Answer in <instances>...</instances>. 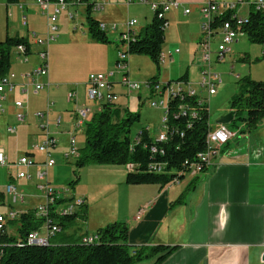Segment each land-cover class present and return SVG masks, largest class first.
<instances>
[{"label": "crops", "instance_id": "obj_1", "mask_svg": "<svg viewBox=\"0 0 264 264\" xmlns=\"http://www.w3.org/2000/svg\"><path fill=\"white\" fill-rule=\"evenodd\" d=\"M102 1L104 2L102 12L89 9V4L84 2L69 5L68 9L58 16V36L59 27L70 29L71 26L75 30L76 26L80 25L85 32L84 40L89 39L87 41L102 43L109 47L108 60L111 65L116 62L117 38L119 33L126 29L127 20L132 18L137 20L134 31L139 33L140 29L146 25H143V21L148 20L149 13L130 15L128 8L134 3L142 5L139 0ZM205 1L179 0L180 5L167 13L168 26H171L173 33L180 38L176 41L182 43L190 41L195 44L191 54L186 55L192 60L198 50L197 43L200 36L199 7ZM19 2L24 3L23 9L18 7ZM2 5L6 8L7 14L10 10H14L17 14L20 12L26 15L27 25L23 26L19 22L21 26L19 28L8 22L0 41L7 36H22L27 38L30 50L24 60L15 55L11 57L9 71L14 73L13 88L5 87L3 97L0 95V106L3 107V109L0 108V150L3 151L7 161L5 166L0 167L6 170V184L12 183L17 186L18 190L24 193L25 202L18 204L19 208L15 209L16 204L5 203L3 191H0V204L8 205L5 206L7 209L0 213L7 212L10 208L18 212L32 210L44 200L42 193L35 188L36 179H32L33 174L41 168L44 157L42 152H35L37 150L29 147L30 141L34 139L42 141L48 133L56 140L54 147L51 148L52 151L54 150V153L58 155L62 154L65 158L70 149L71 136L75 138L78 149L80 145L77 143L76 132L79 131L85 137L84 124H77L76 109L92 104L87 98L88 77L74 83L64 82L50 62L49 48L48 75L40 78L46 86L38 92L33 90L25 74L31 71L38 62L37 51L40 46L35 44L30 36L32 32L36 35L40 32L46 34V17L39 14L34 0H0V6ZM124 8L127 12L125 11L124 15L120 16ZM186 8L189 9L188 13L185 12ZM93 12L96 14L94 15ZM128 15L130 17L127 18ZM88 17L105 24L108 42L98 41L90 35ZM152 17L153 15L151 20ZM108 30L112 31L110 36L107 33ZM175 49L174 51L168 50V54H164V62L165 60L168 63L173 61L172 57L176 54ZM177 52L179 53V49ZM107 68L101 67L97 69L99 71L90 73L101 72L100 70ZM187 71L188 69L185 72ZM127 72L131 76L129 55ZM119 78H111V90L117 94H123V91L117 89ZM67 86L71 89L66 94ZM70 91L75 92L74 98L68 97ZM126 95L129 96L127 93ZM136 96L140 97V91L136 92ZM16 100H21L23 103L21 111L26 119L22 123L16 121L15 114L19 111L14 104ZM91 109L95 112L100 107ZM38 112L47 113L41 116L37 115ZM208 115L214 126L218 123L228 124L232 113L230 109L223 117L213 120L210 114ZM62 123L64 128L60 129ZM9 125L15 126V131L11 134L6 131ZM239 125L237 126L238 133L235 132L234 136V146L229 145V142L223 145V149L213 158L210 166L199 174L187 173L188 175L185 174L178 182L163 185L156 182L131 184L126 182L127 171L124 169L122 178L125 186L120 195L124 210L121 213H115L112 220L126 223L130 244L174 247L172 252L158 264H264V120L255 130L247 133H241L239 130L242 123ZM24 145L27 146L26 149H21ZM19 153L23 154L18 156ZM23 155H28L32 164L23 167L16 166L15 160ZM55 165L56 161L48 169V181L59 188L57 181L52 180L49 173ZM18 170L27 171L32 178H19ZM71 190L78 194L74 187ZM79 195L85 198L86 217L79 218L78 223H73L70 229H65L64 235L66 236L75 235L81 223L91 217L92 210L97 204L95 194ZM139 209L142 212L139 219H136L135 216ZM73 218L74 222L78 218V213ZM108 223L110 222L99 226L88 224L79 237L94 233L96 229ZM155 259L156 256L137 264H152Z\"/></svg>", "mask_w": 264, "mask_h": 264}, {"label": "built area", "instance_id": "obj_2", "mask_svg": "<svg viewBox=\"0 0 264 264\" xmlns=\"http://www.w3.org/2000/svg\"><path fill=\"white\" fill-rule=\"evenodd\" d=\"M131 1V0H128ZM142 4H147L156 18L163 20V27H168L167 13L173 8L180 5L179 0H139ZM39 7L41 13L46 17L47 32L44 36L38 37L34 32L31 33V38L35 44L40 46L37 51L38 62L25 74L29 78L30 85L35 92H38L46 86L40 79L48 75V46L51 42L58 38V16L68 9L69 5L87 3L91 10L100 11L104 7L102 0H34ZM18 7L23 9L24 3L19 2ZM247 6L253 11H264V0H206L200 7L199 12L201 16L200 22V36L197 43L198 51L201 60L206 63L207 67L202 70L200 81L191 83L185 79H176L166 82H160L159 79H148L144 82H137L130 78L127 72L128 53L127 48L131 39L135 34L134 26L137 20L132 18L126 22V29L121 31L117 38L118 51L115 62V70L108 72H92L88 75L87 80V98L94 102H115L118 99L117 93L111 90V78L116 72H120L119 84L124 86L127 93L132 90L141 91L147 89L150 96H157L158 101H150L153 107H162L161 115V131L157 136L149 132L146 128L139 130L134 137L136 144H130L129 150L135 152L137 146H141L148 155L154 157L147 165L146 170L150 172H164L176 171L167 169L168 161L161 159L165 156V146L169 141L176 136H183L185 129L191 127L194 118L198 117L201 106H207L209 96L216 93L217 87L222 83V79L217 72L212 73L211 68L213 61H222L225 53L229 51L230 44L233 43L242 28L247 22V17L240 15L242 7ZM188 13L189 9L186 8ZM71 15V13H69ZM249 15V13H248ZM21 24L27 25L26 15H22ZM99 28L105 30V24L99 22ZM216 43V48L212 45ZM28 45L25 43H18L13 48V54L22 60L26 59L29 53ZM178 49H175L177 52ZM214 54V58H213ZM12 55V54H11ZM164 53L161 54V62L164 59ZM14 73L8 71L6 74L0 76V95L3 97L5 87L13 88L12 79ZM206 89V95L200 93L201 89ZM199 89V90H197ZM69 98L75 97V92L68 93ZM208 97V98H207ZM165 98V100L163 99ZM180 98L175 107H170L171 99ZM16 108L19 109L15 114L16 121L22 123L25 116L21 111L23 103L21 100L14 102ZM3 109L2 106H0ZM77 124H85L92 116V109L88 107L77 108ZM47 112H38L37 115H46ZM59 121V119L57 120ZM8 133L15 131V126L9 125L6 128ZM235 132L227 128V124L218 123L213 124L208 119L207 130L204 134L203 149L194 155L192 158H186L179 162L180 167L188 168V173L196 175L202 172L204 167L211 164L213 158L219 153L223 145L234 138ZM55 138L48 135L41 142L34 144L33 149L45 154V159L41 164V168L34 174L36 179L35 188L42 193L44 200L37 204L32 210H23L18 212L14 209H8L7 212L0 213V255L2 254V247L4 245L3 236L9 230L11 222L19 220L21 213L30 212L33 220L40 221L41 226L38 230H29L24 234V238L16 241L17 246L26 244L27 246L48 245L52 239L62 231L61 221L67 217L73 216L77 211L81 210L85 205V198L82 195L75 194L68 186L55 187L48 181V169L55 164V159L51 155L50 150L55 145ZM178 148V147H176ZM78 155V146L75 138H70V149L65 155ZM141 161L133 160L125 164L126 170L131 172L141 171ZM7 164L6 157L2 150H0V166ZM32 164V160L28 155H23L15 160V165L19 167L28 166ZM145 170V169H144ZM179 170V169H177ZM17 176L23 179H31L32 175L24 170H18ZM5 203L8 204H22L25 202V195L18 190L17 186L12 183L5 185L3 190ZM3 201V200H2ZM8 206V205H7ZM139 209L136 214V219H139ZM19 225V224H18ZM17 226V225H16ZM82 243L89 244L96 240L94 233L86 234L80 238ZM23 243V244H21ZM134 252V251H132Z\"/></svg>", "mask_w": 264, "mask_h": 264}, {"label": "trees", "instance_id": "obj_3", "mask_svg": "<svg viewBox=\"0 0 264 264\" xmlns=\"http://www.w3.org/2000/svg\"><path fill=\"white\" fill-rule=\"evenodd\" d=\"M163 23L164 21L157 19L153 13L152 20L140 29L139 33L135 32L129 42L127 53L148 56L158 69L165 40ZM88 30L93 38L108 42L106 31L99 28L98 20L88 17ZM242 30L250 41L264 45V11L250 10ZM18 43L28 45V40L22 36H7L0 41V76L9 71L11 54ZM149 79L158 78L155 76ZM237 86L230 99L232 115L228 124L240 126L239 123H242L239 131L251 132L264 120V80H254L245 76L238 81ZM179 100L180 98L171 99L170 107H175ZM199 114L194 118L191 127L185 129L183 136H176L165 146V156L161 159L168 161L167 169L176 168V171L150 172L146 170V165L154 157L148 155L141 146H137L135 152L129 150L130 144H136V140L131 138L129 133L132 124L139 119V113L125 110L124 115H121L115 102H100V109L93 112L90 120L84 124V143L78 149L75 165L81 167L101 163L125 166L129 161L140 160L141 171H127V183L156 182L163 185L178 182L188 173V168L180 167L179 162L194 157L203 149L209 119L207 106H201ZM208 167H204L202 172ZM73 184L74 182L71 183V187L67 186L73 189ZM77 213L78 218L84 219L85 205ZM75 215L61 221L62 231L48 245L27 246L21 243L23 245L17 246V238L22 239L27 231L38 230L41 227L39 226L41 222L33 220L30 212L21 213L18 222H11L8 226L10 231H6L3 236L0 264H137L154 256L156 259L152 264H158L174 249L163 245L130 244L128 227L123 221H113L99 227L94 232L96 240L93 243H82L80 237L64 235L65 229L73 225Z\"/></svg>", "mask_w": 264, "mask_h": 264}, {"label": "rangeland", "instance_id": "obj_4", "mask_svg": "<svg viewBox=\"0 0 264 264\" xmlns=\"http://www.w3.org/2000/svg\"><path fill=\"white\" fill-rule=\"evenodd\" d=\"M105 9L106 6L104 10ZM128 10L130 15H144L148 12L149 18L146 22L143 21V25L147 24L153 15L152 10L146 4L139 5L134 3L130 5ZM38 11L39 14L44 17L39 7ZM125 11L126 8L121 10L120 16H123ZM97 12H102V10ZM14 13V10H10L7 14L6 8L3 5L0 6V37L4 35L8 22V24L13 26L16 25L21 28L22 13ZM239 13L241 16L247 17L249 8L244 6ZM93 14L95 15L96 12H93ZM128 17L130 16L128 15L127 18ZM173 32L171 26L165 29V40L162 44V52L164 54H168V50L174 51L175 48L179 49V53L176 52V54L173 55V61L169 63L166 62V60L165 62L162 61L157 69L155 62L148 56L129 53L131 79L137 82H144L151 77L154 78L157 76L160 82H172V80L176 79H185L195 84L200 81L202 70L207 67L206 63L201 60L198 50H196L193 60L191 58L189 59L188 56L186 57L187 54H191L195 44L190 41H185L184 43L176 41L180 38H177V34ZM107 33L110 36L112 31L108 30ZM38 34V37L44 35L41 32ZM84 35L85 32H83L80 25L76 26L75 30H73L71 26L70 29L59 27L58 38L48 46L50 62L53 64L58 76L66 83H74L80 79H84V77H88L87 75L91 71H99L97 69L101 67H109L105 70H100L101 72L115 70V63L110 65L111 62L108 60L109 47L102 43L87 41L89 39L84 40ZM174 36H176V38H174ZM212 47L215 49L216 43H214ZM230 48L231 49L225 53L222 61H213L212 64V73L217 72L222 79V83L217 87L216 94L209 97V101H207L208 114H210L212 120L214 118L223 117L229 112L230 99L237 90L238 81L241 78L248 76L254 80H264V45L250 41L244 32H240L237 39L230 44ZM179 55L182 57L180 58ZM13 56L14 54L11 55V57ZM186 69H188L187 72H185ZM120 75V72H116L113 78L120 77ZM183 76L186 78H182ZM70 89V86L66 87V94ZM117 89L123 91V94H117L118 99L115 101L119 107L120 114L124 115L125 110L139 113V119L130 127L129 135L131 138H134L137 132L143 128H146L149 132L153 133L154 136H157L161 131V115L163 108L153 107L150 101H158L159 98L155 95L151 97L147 89H144L145 91H140V97L136 96L137 90H132L131 94L127 93L126 88L121 84L117 86ZM125 92L129 94L128 97ZM200 93L202 95L206 94V89L202 88ZM163 99L165 100V98ZM88 101L90 104L92 103L90 105L91 107L88 106V108L100 107V103L90 99H88ZM77 108H84V106ZM63 128L64 124L62 123L60 129ZM227 128L232 132L238 133V127L234 124H227ZM76 135L77 143L82 145L84 143L83 134L78 131ZM40 141L41 139L31 140L29 147L33 148V145ZM234 142V138L230 139L229 145L234 146ZM26 147L27 146L24 145L21 149H26ZM50 153L56 161V165L53 169L51 168V170H49L50 178L57 181V186L64 187L68 185L71 187V183L74 182L73 186L76 193L83 195L89 193L92 195L95 194V203L97 204L92 210V215L88 220L85 219L81 223L74 237H79L81 231L85 230L88 224L89 226H99L108 221L111 222L113 221L112 217L115 213H121L124 210L122 208L124 204L122 205V200L120 199L122 188L125 186L122 178L124 175L123 171L124 169L126 170L124 165L91 163L77 167L75 165L77 158L75 154H69L67 158H64L62 154L58 155L56 152L54 153L52 149ZM21 154L19 153L18 156ZM43 157L45 159L44 153ZM32 179L34 180V176ZM5 185L6 170L4 167H0V191L4 190ZM5 206L7 207V205ZM5 206L0 204V212L7 209ZM17 208H19L18 204L15 205V209ZM75 220L73 222L74 224L80 221L79 218Z\"/></svg>", "mask_w": 264, "mask_h": 264}]
</instances>
